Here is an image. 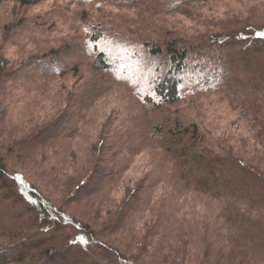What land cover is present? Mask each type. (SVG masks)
I'll use <instances>...</instances> for the list:
<instances>
[{
  "label": "rangeland",
  "instance_id": "1",
  "mask_svg": "<svg viewBox=\"0 0 264 264\" xmlns=\"http://www.w3.org/2000/svg\"><path fill=\"white\" fill-rule=\"evenodd\" d=\"M261 4L198 0L172 11L170 0H39L26 6L16 0L1 1L2 150L10 152L35 126L42 127L40 122L54 126L48 133L53 145H40L32 137L31 143L27 140L33 150L30 156L25 157L16 145L15 152L7 154V165L20 171L45 196H59L71 179L99 164L108 149L102 165L120 177L114 200L147 185L149 179L162 178L166 184L161 204L175 211V197L169 199L175 195V169L162 151L167 144L148 138L155 125L165 131L193 122L212 138L215 149L223 146V140L237 143L238 137L253 139V135L248 118L233 109L229 100L210 94L205 87L203 78L209 73L188 74L179 100L157 106L152 86L161 76L155 75L153 62L142 47L162 49L175 40L183 46L185 42L190 46L209 44V38L223 29L262 20L264 2ZM97 34L104 44L98 48L94 41L88 42ZM97 49L108 57V70L99 69ZM55 50L64 54V60L56 70L48 69L50 62L54 63L51 56ZM195 80L201 85L196 86ZM138 93L141 97L149 94L153 103L139 99ZM31 158L36 165L28 160ZM47 160L55 172L48 174L50 166L43 163ZM156 193L160 195V191ZM181 199L185 212L194 208L192 203L195 211L207 210L203 200L190 194ZM113 207L114 202L78 209L89 215L86 221L92 223L98 216L102 224ZM20 212L21 208L9 209L0 201L2 221L10 224Z\"/></svg>",
  "mask_w": 264,
  "mask_h": 264
},
{
  "label": "trees",
  "instance_id": "2",
  "mask_svg": "<svg viewBox=\"0 0 264 264\" xmlns=\"http://www.w3.org/2000/svg\"><path fill=\"white\" fill-rule=\"evenodd\" d=\"M16 1L26 6L39 0ZM170 1L172 11H177L198 0ZM260 17L248 25L223 29L209 38V44L183 46L175 40L162 49L142 47L155 75L161 76L152 86L157 106L179 100L188 74L209 73L203 78L205 87L241 111L253 135V139L240 136L237 143L223 140V146L215 149L212 138L193 122L165 131L155 125L148 138L167 144L162 151L175 169V195L169 197H175V211L161 204L166 184L162 178L149 179L147 185L114 200L120 177L102 165L108 149L102 152L104 161L71 179L61 195L45 196L5 160L16 145L25 157L30 156L33 150L27 140L31 143L32 137L40 145H53L50 123L40 122L43 126H35L10 152L2 150L0 141V201L9 209L21 208L10 224L0 219V241L7 240L0 242V264H264V16ZM92 41L97 48L104 45L99 34L88 38ZM56 51L48 69L56 70L64 60V54ZM96 52L99 69L108 70V57L103 50ZM200 83L195 80L196 86ZM136 95L153 103L149 94ZM67 160L72 161V156ZM43 163L50 166L48 174L55 170L49 160ZM187 194L203 200L207 210L195 211L192 203L194 208L185 212L180 201ZM112 202L114 207L102 224L98 216L92 223L86 221L89 215L78 209Z\"/></svg>",
  "mask_w": 264,
  "mask_h": 264
}]
</instances>
